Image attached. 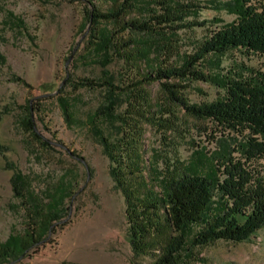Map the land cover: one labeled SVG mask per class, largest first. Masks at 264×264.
Segmentation results:
<instances>
[{
  "label": "rangeland",
  "instance_id": "374dc122",
  "mask_svg": "<svg viewBox=\"0 0 264 264\" xmlns=\"http://www.w3.org/2000/svg\"><path fill=\"white\" fill-rule=\"evenodd\" d=\"M182 1L195 5L187 19L207 20L205 26L164 29L161 35H125V40L136 36L150 51L151 61L133 64L116 56L103 66L101 53L89 38L87 0H0V51L5 57L0 64V241L13 231H24L29 212L48 200L61 181L72 191L64 199L68 208L64 221L47 232V239L36 250L7 264H152L155 260V254L134 256L128 240L126 201L116 187L110 158L91 118L110 94L104 82L108 71L117 86L118 112L136 116L131 103L136 93L130 100L126 90L139 88L138 92L144 90L148 96L146 116H136V125L141 127L140 148L151 185L156 174L171 175L177 167L212 173L221 143L216 123L173 102L158 80L135 85L143 79L139 65L140 71L147 72L150 65L179 64L211 30L237 17L232 12L234 0ZM96 2L109 9L108 3ZM135 14L139 9L127 18ZM108 27L117 26L112 22ZM237 60L264 71V56L246 58L236 50L221 56L210 54L199 68L215 74ZM90 80L97 85L87 84ZM185 83L181 94L191 103L212 102L219 96L220 89L212 82ZM64 102L69 104L71 117L64 111ZM29 103L37 130L51 141L50 146L22 123ZM102 128L112 133L113 140L120 136L107 122ZM16 173L25 177L24 196L14 190ZM190 264H264V227L248 240L220 239L198 245Z\"/></svg>",
  "mask_w": 264,
  "mask_h": 264
},
{
  "label": "trees",
  "instance_id": "16d2710c",
  "mask_svg": "<svg viewBox=\"0 0 264 264\" xmlns=\"http://www.w3.org/2000/svg\"><path fill=\"white\" fill-rule=\"evenodd\" d=\"M102 1L109 4V9L100 8L96 0H87L86 16L89 38L95 51L101 53L103 66L116 56L133 64L151 61L146 46L136 36L125 40V35H161L164 29L203 27L207 23L188 20L189 10L195 5L182 0ZM136 9L139 14L127 18ZM232 12L237 15L235 20L211 30L198 49L182 57L179 64L150 65L147 72L140 71L139 65L143 79L135 84L158 80L173 102L216 123L221 143L211 174L177 167L171 175L156 174L151 185L140 148L141 127L136 125V116H146L144 105H149L148 96L143 89L138 92V87L137 91L126 90L130 100L136 93L137 99L131 100L136 116L118 112V97L114 94L117 86L113 75L105 73L109 76L104 82L109 85L110 94L92 115L91 122L110 158L116 187L126 201L128 240L134 256L155 254L152 264H190L198 245L220 239L248 240L264 227V71L238 60L226 71L221 68L215 74L199 68L210 54L221 56L236 50L246 58L264 56V0H234ZM100 22L106 24L102 26ZM112 22L117 27L109 28ZM2 36L0 32V40ZM4 61L0 51V64ZM174 79L212 82L220 89L219 96L212 102L191 103L181 94L186 83H176ZM87 84L95 86L97 82L90 80ZM63 107L70 115L68 102ZM104 122L120 136L113 140L112 133L102 128ZM22 123L45 146L51 145L37 130L31 103ZM12 181L15 192L24 196L25 177L16 173ZM69 187L61 181L49 193L48 200L29 212L24 231H13L5 241H0V264L18 261L36 250L47 239V232L64 221L68 209L64 199L72 193Z\"/></svg>",
  "mask_w": 264,
  "mask_h": 264
}]
</instances>
